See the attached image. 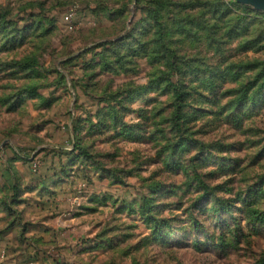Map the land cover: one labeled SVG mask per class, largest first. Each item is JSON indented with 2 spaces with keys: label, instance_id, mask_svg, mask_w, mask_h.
<instances>
[{
  "label": "rangeland",
  "instance_id": "rangeland-1",
  "mask_svg": "<svg viewBox=\"0 0 264 264\" xmlns=\"http://www.w3.org/2000/svg\"><path fill=\"white\" fill-rule=\"evenodd\" d=\"M5 12L0 264H264L263 10L0 0Z\"/></svg>",
  "mask_w": 264,
  "mask_h": 264
},
{
  "label": "trees",
  "instance_id": "trees-1",
  "mask_svg": "<svg viewBox=\"0 0 264 264\" xmlns=\"http://www.w3.org/2000/svg\"><path fill=\"white\" fill-rule=\"evenodd\" d=\"M9 12H5L4 14L0 13V24L6 23V25L11 26V16L8 14ZM5 25V24H4ZM173 90V100L176 103L175 113L174 116L178 117L182 114L184 107L188 106V96L185 94L186 92L184 89L179 88V86H174L172 88ZM182 120V117L180 116L179 121Z\"/></svg>",
  "mask_w": 264,
  "mask_h": 264
},
{
  "label": "water",
  "instance_id": "water-1",
  "mask_svg": "<svg viewBox=\"0 0 264 264\" xmlns=\"http://www.w3.org/2000/svg\"><path fill=\"white\" fill-rule=\"evenodd\" d=\"M243 5H251L264 11V0H236Z\"/></svg>",
  "mask_w": 264,
  "mask_h": 264
}]
</instances>
